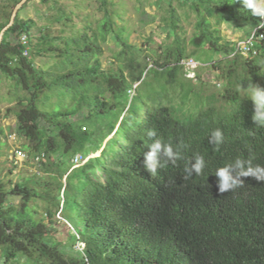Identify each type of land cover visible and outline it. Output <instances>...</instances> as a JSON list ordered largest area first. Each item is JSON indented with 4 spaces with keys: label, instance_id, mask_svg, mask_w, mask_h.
Returning <instances> with one entry per match:
<instances>
[{
    "label": "trees",
    "instance_id": "obj_1",
    "mask_svg": "<svg viewBox=\"0 0 264 264\" xmlns=\"http://www.w3.org/2000/svg\"><path fill=\"white\" fill-rule=\"evenodd\" d=\"M18 1L0 9V29ZM97 1L101 16L93 28L72 24L57 0H38L52 12L34 42L35 23L19 11L0 40V77L9 82L11 103L2 117L34 121L45 136L40 149H27L33 173L0 181L3 263L264 264V179L241 178L221 194L215 176L228 164L235 169L239 158L245 170L259 167L264 177V127L252 120L245 91L251 82L264 87V18L241 0H153L164 37L156 47H141L115 32L120 16L110 0ZM204 11L239 32L240 41L255 29L248 50L242 54L224 40ZM181 13L193 15L188 36ZM55 23L62 29L53 36L47 28ZM20 34L27 37L25 55ZM108 38L117 48L103 68L99 56ZM199 49L211 52L205 70L215 77L213 91L195 70L199 65L181 63L197 61ZM37 56L50 63L37 65ZM216 128L224 134L218 149L208 142ZM148 129L174 148L185 145L182 158L155 177L143 165ZM196 153L206 166L184 179ZM77 154L86 158L74 165ZM35 200L40 205H31ZM37 207L41 221L59 215L71 226L66 243L11 224ZM75 244L81 247L73 250Z\"/></svg>",
    "mask_w": 264,
    "mask_h": 264
},
{
    "label": "rangeland",
    "instance_id": "obj_2",
    "mask_svg": "<svg viewBox=\"0 0 264 264\" xmlns=\"http://www.w3.org/2000/svg\"><path fill=\"white\" fill-rule=\"evenodd\" d=\"M8 1L13 2L15 0H0V9L2 7L6 8L9 4ZM110 2L111 9H115L120 16V19L116 20L115 26V32L119 36H124L128 42L141 47H156L163 40L164 33L159 29L160 12L153 4V0H110ZM57 4L65 12L72 13L70 22L75 24L76 27L87 25L93 28L96 20L101 16L97 8V0H57ZM17 11H19L18 16L20 18L34 21L35 27L31 29L32 42H34V37L38 35L37 28L44 24L45 16L52 11L48 10L45 5L40 4L38 0L24 1ZM204 14L213 25L219 28L224 40H231L236 45H241V34L239 32L234 31L215 15L207 11H204ZM192 23L193 15L189 14L187 18H184L181 13V25L185 36L190 34ZM61 29V25L55 23L49 25L47 32L54 36L58 35ZM67 32L66 29L65 33ZM102 47L103 50L99 59L101 60V66L105 68L111 61V51L116 49L117 46L108 38ZM194 57H196L197 61L189 64V68L199 65V68L195 70L209 83L207 91H213L215 88L211 84L214 82L215 77L211 71L205 70L212 59L211 52L206 49H199ZM34 61L37 65H42L43 62L50 63V59L47 56H37ZM8 87L9 82L0 77V127L2 129V134L0 135V181L2 182L7 180L14 182L20 176H28L33 173L35 164L30 161L27 149L29 147H33L36 150L40 149L45 137L39 125L34 121H18L12 116L2 117L5 108L11 105L7 99ZM16 148L21 149L25 156L14 157L13 151ZM31 205L38 206L40 202L35 200L31 202ZM36 211V213L30 211L23 218L11 217V224L21 231L50 235L56 241L66 243L69 234L72 233L71 226L63 221L59 215L54 217L56 221L52 222L46 219L41 221L42 212L38 207ZM79 247H81V244H75L72 249L77 250ZM0 264H4L1 254ZM18 264H23L22 259H18Z\"/></svg>",
    "mask_w": 264,
    "mask_h": 264
},
{
    "label": "clouds",
    "instance_id": "obj_3",
    "mask_svg": "<svg viewBox=\"0 0 264 264\" xmlns=\"http://www.w3.org/2000/svg\"><path fill=\"white\" fill-rule=\"evenodd\" d=\"M243 7L250 11L253 16L264 18V0H241ZM261 26H264L262 24ZM247 98L251 99L254 105V112L252 114V120L261 127H264V87H261L254 83H249L246 88ZM146 136L151 143H148L146 148L148 151L144 153V168L150 174L151 177L157 175V170L164 168L167 164H175L177 160L182 158L181 149L185 147L183 143L176 145L175 148L171 143H165L158 137L155 129H148ZM209 144L214 145L217 149L224 142V134L221 129L216 128L211 131ZM161 156L165 159L162 161ZM235 169H239L235 175L233 164H228L224 167L218 168L215 172L217 177V188L219 193H224L229 189L239 186L245 177H252L257 181L264 179V177L257 175V172L261 171L259 167L255 170L249 167L244 169V161L237 158L235 163ZM206 166L205 158L203 155L196 153L185 165L184 179H188L192 175L202 174Z\"/></svg>",
    "mask_w": 264,
    "mask_h": 264
},
{
    "label": "built area",
    "instance_id": "obj_4",
    "mask_svg": "<svg viewBox=\"0 0 264 264\" xmlns=\"http://www.w3.org/2000/svg\"><path fill=\"white\" fill-rule=\"evenodd\" d=\"M254 31L255 29H253V31L251 32L249 38L247 40H244V41H241V45H237L238 48H240L242 54H244L248 48H249V44H250V40L252 39V36L254 34ZM261 35H256L255 37L253 38H260ZM18 44H20L23 49H22V54L25 55L27 53V37L25 34H20L19 38H18ZM195 61H193L192 59H188L187 61H181L182 64H184L185 66L189 67V64L193 63ZM188 77H191L192 76V73L191 72H188L186 74ZM13 156L14 157H24L25 156V153L19 149V148H16L14 151H13ZM86 158V157H85ZM84 158V159H85ZM84 159L80 156V155H75L73 158H72V163L74 165H79L81 164Z\"/></svg>",
    "mask_w": 264,
    "mask_h": 264
},
{
    "label": "water",
    "instance_id": "obj_5",
    "mask_svg": "<svg viewBox=\"0 0 264 264\" xmlns=\"http://www.w3.org/2000/svg\"><path fill=\"white\" fill-rule=\"evenodd\" d=\"M26 1V0H19L12 8L11 12H10V16L8 19V22L6 23V25H4L1 29H0V40L2 38L3 32L5 31V29L10 26L13 22V18L18 10V8L22 5V3Z\"/></svg>",
    "mask_w": 264,
    "mask_h": 264
}]
</instances>
